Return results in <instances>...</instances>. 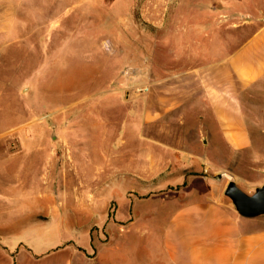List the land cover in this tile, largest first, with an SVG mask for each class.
<instances>
[{
    "label": "rangeland",
    "instance_id": "obj_1",
    "mask_svg": "<svg viewBox=\"0 0 264 264\" xmlns=\"http://www.w3.org/2000/svg\"><path fill=\"white\" fill-rule=\"evenodd\" d=\"M40 5V21H18V37L0 50V181L6 184L0 191L20 194L15 186L26 183L34 188L21 193L36 196L93 194L110 201V218L115 201L123 206L129 194L157 188L141 170L150 166L144 161L146 134L158 141L153 142L158 167L172 157L173 165H180L179 155L167 154L159 143L179 139H163L160 121L145 129L144 76L153 71L161 79L167 70L225 57L264 26V0H42ZM200 21H216L214 42ZM2 22L16 28V21ZM263 81L254 89L264 88ZM247 102L255 127L252 146L225 173L253 193L264 183V89ZM164 125L175 133L182 129L176 121ZM131 163L135 172L127 169ZM221 179L224 191L231 178ZM149 205L136 199L138 215L129 216L125 235L150 236L155 215L142 214L154 209ZM173 206L169 202L166 212ZM258 219L257 226L264 227V216ZM101 230L93 229L96 242ZM92 235L87 228L73 234L87 244Z\"/></svg>",
    "mask_w": 264,
    "mask_h": 264
},
{
    "label": "crops",
    "instance_id": "obj_2",
    "mask_svg": "<svg viewBox=\"0 0 264 264\" xmlns=\"http://www.w3.org/2000/svg\"><path fill=\"white\" fill-rule=\"evenodd\" d=\"M40 2L0 0V50L18 37V21H40ZM2 21H16V28ZM200 22L214 42L216 21ZM191 39L194 56L196 35ZM166 72L161 79L153 71L144 76V122L149 131L160 121L163 139H179L159 142L167 154L179 155V167L173 157L158 167L153 159L158 141L146 134L144 161L150 166L141 170L157 188L129 194L123 206L115 201L111 218L110 201L93 194L36 196L21 193L34 188L26 183L15 186L20 194L0 191V264H264L261 219L242 217L221 189L222 179L210 175L232 169L252 146L255 127L247 99L264 89H254L264 80V26L225 57ZM175 121L182 127L176 133L164 125ZM136 199L154 208L142 213L155 215L148 237L125 235L129 216L138 215ZM169 202L175 206L166 212ZM97 227L102 234L96 242ZM84 228L92 235L89 244L73 236Z\"/></svg>",
    "mask_w": 264,
    "mask_h": 264
},
{
    "label": "water",
    "instance_id": "obj_3",
    "mask_svg": "<svg viewBox=\"0 0 264 264\" xmlns=\"http://www.w3.org/2000/svg\"><path fill=\"white\" fill-rule=\"evenodd\" d=\"M216 178H222L224 173L213 174ZM227 195L233 202L235 210L245 218H257L264 216V183L255 188V192L248 193L242 189L235 176L227 182L225 189Z\"/></svg>",
    "mask_w": 264,
    "mask_h": 264
},
{
    "label": "bare ground",
    "instance_id": "obj_4",
    "mask_svg": "<svg viewBox=\"0 0 264 264\" xmlns=\"http://www.w3.org/2000/svg\"><path fill=\"white\" fill-rule=\"evenodd\" d=\"M224 175L227 176V177H229V178H231V174L228 173V172H226V173L224 172Z\"/></svg>",
    "mask_w": 264,
    "mask_h": 264
},
{
    "label": "built area",
    "instance_id": "obj_5",
    "mask_svg": "<svg viewBox=\"0 0 264 264\" xmlns=\"http://www.w3.org/2000/svg\"><path fill=\"white\" fill-rule=\"evenodd\" d=\"M141 76V74H139Z\"/></svg>",
    "mask_w": 264,
    "mask_h": 264
}]
</instances>
